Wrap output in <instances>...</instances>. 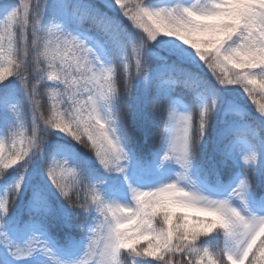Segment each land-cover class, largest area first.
I'll use <instances>...</instances> for the list:
<instances>
[{
  "label": "snow or ice",
  "instance_id": "snow-or-ice-1",
  "mask_svg": "<svg viewBox=\"0 0 264 264\" xmlns=\"http://www.w3.org/2000/svg\"><path fill=\"white\" fill-rule=\"evenodd\" d=\"M0 9V88L18 83L24 93L15 102L0 96L11 116L3 136L10 149L0 142L4 264L33 257H43L40 264H264V136L239 105L225 109L219 147L221 171L239 145L247 148L230 190L213 196L193 179L222 91H242L264 120L256 100L264 98V0L162 8L147 0H21ZM137 80L159 85L146 119L160 132L162 161L180 171L147 190L129 181L132 203L122 204L105 199L96 166L128 181L133 137L121 108H131ZM41 86L50 90L48 115L40 111ZM177 87L192 95L183 110L171 96ZM61 133L70 140L59 143ZM9 227L30 234L17 242ZM65 229L82 237L78 259L58 255L53 230ZM214 234L222 246L208 242Z\"/></svg>",
  "mask_w": 264,
  "mask_h": 264
},
{
  "label": "trees",
  "instance_id": "trees-1",
  "mask_svg": "<svg viewBox=\"0 0 264 264\" xmlns=\"http://www.w3.org/2000/svg\"><path fill=\"white\" fill-rule=\"evenodd\" d=\"M150 0H147V3ZM21 0H0V5L7 4H19ZM3 15V9H0V16ZM3 18L0 17V30L3 29ZM29 39L31 36L29 34ZM23 41H19L18 46L22 48ZM131 55V50H129ZM158 56H163L162 52L157 53ZM134 59V56H133ZM160 61L158 60L157 63ZM31 71V69H30ZM202 75L206 76V73L201 72ZM126 79V77H123ZM29 79L34 83L32 76H29ZM159 85L157 83L147 84L143 80H137L133 95L129 101L131 108L128 104H123L121 111L125 115L126 122L129 125L130 134L133 137L132 149L134 152V160L129 170L128 181H125L124 177L119 174H107L103 169H100L99 166H96V180L106 181L102 186V192L105 199L107 200H116L122 204H131V196L128 190V182H132L137 186V182L143 178L145 175L151 176L153 178V173L157 170L159 160L161 159V152L158 151V145L160 144V132L159 130L151 125V123L146 119V114L150 108V99L158 89ZM40 96L38 97L40 103V111L44 115L49 114V107L51 104L50 99V90H45L43 86L39 88ZM7 95L10 102H15L16 100H23L24 93L18 83H13L9 89L0 88V96ZM171 96L174 100L182 99L187 104L191 101L192 95L187 90L182 87L175 88L171 92ZM231 97L228 94V90L222 91L218 98V111L216 116L209 127V130L206 134V141L203 151L198 156L197 167L194 170L195 176L204 183H207L212 186L221 187V188H230L233 182L236 180L237 175L243 169L244 165L240 159V153L247 151L245 145H239L233 152V159L231 167L225 168L221 171V166L219 164L220 155L219 147L221 134L223 130L229 126L226 123L224 112L226 107L233 104ZM236 100L234 103L239 105L242 109L248 112L247 119L249 121H255L256 125L259 127L260 135L264 136V120L257 119L255 111H258V104H251V101H248L247 97L243 95L242 91H239L237 96L234 98ZM256 100L259 103H264V98L259 94L256 96ZM255 110V111H254ZM25 131L27 134H30V114L31 109L29 105H25ZM129 113L139 114V119L133 118ZM231 119H239L238 117H232ZM11 126V116L7 112L6 107L3 104H0V142L3 143L5 151H8L11 147V141L9 138L3 136L6 135L8 129ZM57 140L59 143L64 144L69 141L70 138L64 136L62 133L58 134ZM74 144V141L72 142ZM71 147V145H67ZM77 150L83 151L80 149L79 145H75ZM139 162V163H138ZM261 164L264 165V161H261ZM220 173L219 177L217 173ZM165 174V172H164ZM31 171L28 176L31 178ZM159 177H154V180L151 185L155 186L157 180L163 178V172H158ZM156 181V182H155ZM259 184V181H258ZM3 185L0 184V189ZM31 191L29 190L26 194V199L31 198ZM55 238L58 241L60 247L57 248L58 255L64 259H78L84 251V245L82 243V237L79 231H72L70 234L68 230L64 231L53 230ZM9 234L17 242H23L27 239L30 233L25 232H15L12 231L9 227ZM208 242L213 247H219L223 245V237L213 235L208 237ZM3 250L0 249V252ZM43 257H33L19 262V264H40V261L43 260ZM0 264H4L3 256L0 255ZM247 264V262L245 263Z\"/></svg>",
  "mask_w": 264,
  "mask_h": 264
},
{
  "label": "rangeland",
  "instance_id": "rangeland-1",
  "mask_svg": "<svg viewBox=\"0 0 264 264\" xmlns=\"http://www.w3.org/2000/svg\"><path fill=\"white\" fill-rule=\"evenodd\" d=\"M208 2H209V0H200L201 6H206L208 4ZM178 3L184 4V5H190V4L196 3V0H150L148 2V6L156 7V8L173 7ZM137 31H140V30L137 29ZM228 94L231 97L230 99L234 103L236 101V100H234V98L237 96L238 91L228 90ZM176 100L180 101V103L177 105L178 109L183 110L184 106L187 105V103L185 101H183L182 99H176ZM159 147H160V144L158 145V148ZM160 171L163 172V178L157 180V182L155 181L156 182L155 186H152L151 184L154 183L153 182L154 177H159L160 175H158V172H160ZM179 171H180V168L174 161H171V160L167 161V162L162 161V153H161V159L159 160L157 170L155 171V173H153L154 177L151 178V176L145 175L143 178H141L137 182V187H140L144 190H147L149 188H155V187H158L164 183L174 181V180H176L177 173ZM164 172H165V174H164ZM193 179H195L197 181V183L201 186V188H203L207 193H209L213 196H220V195L226 194V190H230V189L215 187V186L209 185L207 183H204L201 180H199L197 178V176H195L194 173H193Z\"/></svg>",
  "mask_w": 264,
  "mask_h": 264
}]
</instances>
